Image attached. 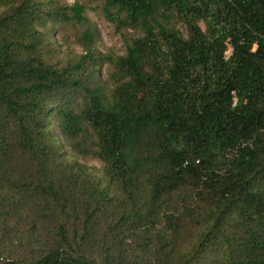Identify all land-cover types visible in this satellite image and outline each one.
<instances>
[{
	"label": "trees",
	"instance_id": "trees-1",
	"mask_svg": "<svg viewBox=\"0 0 264 264\" xmlns=\"http://www.w3.org/2000/svg\"><path fill=\"white\" fill-rule=\"evenodd\" d=\"M99 1L0 0V264H264V0Z\"/></svg>",
	"mask_w": 264,
	"mask_h": 264
},
{
	"label": "rangeland",
	"instance_id": "rangeland-1",
	"mask_svg": "<svg viewBox=\"0 0 264 264\" xmlns=\"http://www.w3.org/2000/svg\"><path fill=\"white\" fill-rule=\"evenodd\" d=\"M60 3H73L77 2L85 6L86 15L92 20L94 26L97 29L98 34V48L99 50L111 54L113 57L122 55L126 50V43L130 41L132 37L139 34L138 30H133L128 27L117 28L113 22L108 20L102 10L101 1L99 0H57ZM199 25L202 29L205 25L202 21H199ZM175 26L186 36V28L184 24L179 21L175 22ZM52 29H50L51 31ZM79 29L77 26L71 24H63L60 27L52 31V38L56 41L58 49L64 51L65 54H73V52H79L80 46L76 42V35ZM230 49L226 52L228 54ZM63 52V53H64ZM64 57V54H61ZM112 71V65L104 63L99 68L100 79L109 82V73ZM68 153H72L69 147L65 146ZM73 157L89 166L99 167L100 162L98 159L86 156L81 157L73 155Z\"/></svg>",
	"mask_w": 264,
	"mask_h": 264
}]
</instances>
